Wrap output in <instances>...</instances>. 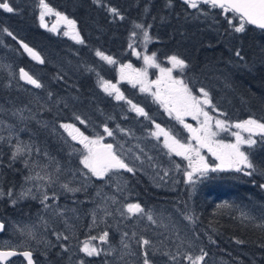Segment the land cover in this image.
Returning a JSON list of instances; mask_svg holds the SVG:
<instances>
[{
    "label": "trees",
    "instance_id": "16d2710c",
    "mask_svg": "<svg viewBox=\"0 0 264 264\" xmlns=\"http://www.w3.org/2000/svg\"><path fill=\"white\" fill-rule=\"evenodd\" d=\"M44 2L49 9L73 22L77 38L53 35L40 27V0H8L14 12L0 9V104L10 110L24 109L35 121L23 127L26 133L20 134L18 142L29 145L34 141L32 148L41 149V159L46 155L64 172L76 171L73 176L78 177L73 179L78 183L72 188H77L78 194L59 197V207L79 204L76 208L79 213L105 209L121 216L117 207L125 205L127 197L144 211L157 213L153 221L135 224L132 219L122 217L123 226L113 223L115 229L111 230L109 240L113 250L123 237L149 241L143 252L137 251L139 257L132 264L145 260V254L150 264L182 263L187 255L199 252L207 253L208 264L212 259L219 264H264L261 137L252 148L242 149L250 154L249 160L255 166L254 171L246 170L251 175L218 169L192 185H185L186 167L168 156L162 143L152 137L155 126L159 125L179 140L184 134L180 125L166 116L152 96L140 93L131 85L119 86L122 102L107 97L99 88L103 82L116 83L117 66L132 62L131 47L141 32L147 31L150 42L146 54H155L158 64L173 55L184 60L187 64L184 80L192 95H197L201 88L207 91L212 110L214 106L213 111L226 125L248 119L264 122V33L247 25L244 32L236 33L234 26H239L240 20L232 13L209 5L192 8L176 0ZM113 8L119 15L110 13ZM136 24L143 28L135 27ZM24 45L40 59H33ZM97 52L114 59L115 65L107 64ZM21 69L42 86L23 85L19 78ZM71 98L79 100V105H73ZM62 101L67 104L65 111L62 106H55ZM129 105L143 109L144 116L131 112ZM59 110L62 115L57 113ZM40 123L46 127L73 125L83 136L97 133L116 137L125 151L122 160L133 171L113 170L115 179L108 181L88 179L80 164L82 155L70 153L67 144L56 155L51 144H43L44 137L34 132L35 124ZM105 127L112 135L104 131ZM32 136L35 139L30 141ZM224 141L230 140L224 137ZM74 147L76 150L78 146ZM0 149V191L4 193L0 206L13 207L15 216L21 219L36 216L37 206L19 204L16 198L25 188L30 169L22 168L24 158L13 159L10 150L15 152L14 147ZM34 157L26 160L29 168L37 160ZM214 167V163H209L210 169ZM69 179L60 184L68 183ZM86 186L89 189L83 192ZM121 186L125 189L123 194ZM10 190L12 197L7 195ZM12 199L16 200L15 204ZM100 219L97 215L95 220ZM48 231V240L51 235L62 236L56 227ZM81 232L82 226L79 239H84ZM50 243L55 249L50 250L49 257H58L53 263L70 264L64 244ZM60 246L62 249H57ZM105 262L90 260L86 264Z\"/></svg>",
    "mask_w": 264,
    "mask_h": 264
},
{
    "label": "rangeland",
    "instance_id": "374dc122",
    "mask_svg": "<svg viewBox=\"0 0 264 264\" xmlns=\"http://www.w3.org/2000/svg\"><path fill=\"white\" fill-rule=\"evenodd\" d=\"M49 9V8H48ZM48 9H45L42 5L39 7V16L38 21L40 24V27L45 30L46 32L53 34V35H61L70 39H76V27L75 25L69 24L68 20L63 18L61 15H57V13L53 10L48 11ZM43 13V20H41V14ZM112 14V12H110ZM113 15V14H112ZM139 34V33H138ZM140 38L136 39V44H133L130 51V56L132 57V62H128L127 64L118 65L116 69L117 77H116V88L119 90V86L121 84H127L131 85L132 87L136 88L140 93L147 94L152 96L158 105L161 107V109L165 112L166 116L178 123L181 127V129L184 131V134L179 137V140L175 137H172L170 134H168L166 131H161L160 128H157L155 126L152 137L156 141H160L162 143V146L167 153L168 156L171 158L177 159L180 164H183L187 172H192L193 168L189 166V160L185 159L184 156L176 155L174 151H170V148L166 146V140L167 144L171 145L172 147H175L173 144V141H178L180 144L184 145H191L193 149H196L200 156L203 157V163L207 164L209 166V163H214L217 170L219 169L218 166L220 165V160L216 159V157L208 150L207 147H200L196 137H202L204 134V130L202 128L203 121L205 120V117L200 114L198 116V119H193V116L190 114H184V112L180 111V119H177V109L179 108V105H173L172 102H169L167 107L172 108L171 114L167 110L164 103L161 101L167 100V89L171 86L170 81L166 76L162 77L160 73V68H167L171 69V75L173 79L176 80H182L185 84L184 75H185V69L181 70L180 68H173L172 64L169 62V59L165 60L162 64H159L160 67H150L145 65L144 63V56L148 55L146 54L147 45L149 44L150 40L148 39L145 41L143 32L140 34ZM139 53V55H137ZM151 56V55H148ZM100 57V56H99ZM101 58V57H100ZM102 59V58H101ZM105 61V60H104ZM107 64H109L107 61H105ZM157 63V62H156ZM131 65V68H125V78L121 79V73L120 69L122 66L125 65ZM158 64V63H157ZM111 66H114L115 64H109ZM66 66L68 64L66 63ZM77 70V69H76ZM144 71L147 73L145 77H140L137 79L136 73ZM78 74V71H76ZM13 80H16V77L13 76ZM160 80V83L157 84L155 81ZM141 87L146 88V91H141ZM100 90L109 98H112L116 102H122L123 99L117 100L116 95L117 93L115 91L112 92L111 95H109L107 92L104 91L103 83H100L99 85ZM120 93V90H119ZM121 94V93H120ZM122 95V94H121ZM196 96L198 99H203V95L201 92H199ZM71 103L73 105H79V100L77 99H70ZM57 102V106H62V110L65 111L67 104ZM54 106V107H55ZM203 110L208 112L209 116L212 117V119L209 121V124L211 125V130L213 132H216L217 134L212 137L214 141L223 142L224 144H234L236 143V135L235 133H239V135L243 138H247L250 133L248 131H245L243 129H237L232 126L227 125V130H219L215 127V120L220 119L217 117V113L214 112L211 108V105H202ZM129 109L131 112L136 113L140 116H144V114L138 113L135 108L129 105ZM61 113V110H59ZM56 113V114H57ZM30 113L24 109L21 111L17 110H10L7 106L0 104V148L1 147H7L11 149V147L15 148V152L17 148L20 149V152L16 155V159H23L24 161L21 163V166L23 169H30L29 170V176L27 177L26 186L23 190V192L28 193L24 197L17 196V201H29L31 204L37 206L38 214L34 217H30V215L27 217L25 216L24 219L17 220V223H20V225L17 226V230H15L19 235L22 236L23 240H31L32 242L41 243L45 245H49L50 249L55 248L52 247L51 243L48 240L49 231L48 229L52 227H56L59 232H61L62 237L54 235L49 236V238L53 241V238H56L57 242H71V244L76 243L75 245L71 246L67 243L66 247L68 249H65L69 251L70 249L75 252L79 251L80 253V259L81 261L85 260H99V261H106L105 264H129L127 262H130V264L135 263L138 256V250L140 252L144 251L145 244H143L144 239L138 240L131 236L130 239H125L123 237L118 245L114 250L112 249L111 244L109 243L110 240V234L111 230L115 229V226H113V223L116 221L119 226H123L121 224L123 221L122 217L124 219H132L135 224H138L137 222H143V221H151L148 219V215L150 214L152 216V221L155 220L157 217V213L155 212H135L134 215L128 212L127 206L131 203V200L127 197L125 198V205L122 207H117L119 209L120 215H112L111 212H107L105 209H101L98 211L92 210L90 213H79L76 208H78V205L75 204V207L71 206H62L59 207L58 205V199L61 196H67L72 197L76 194L77 188H72L73 184H77L78 180H74V177H78V175L73 176V172H76L75 170L71 169L68 171H63L59 167H57L56 162L45 155L41 159V153L39 148L33 149L32 145L35 143L34 141L31 142V144L26 145L23 142H18V138L20 134H25L26 131H24V128H27L30 123H33V119L31 118ZM59 115V114H57ZM62 115V113L60 114ZM181 120L183 122H181ZM31 121V122H30ZM11 122V123H9ZM35 122V121H34ZM10 125H9V124ZM43 124V123H42ZM79 124H81L79 122ZM34 132L36 135L41 134L44 142L46 144H51V150L54 152V154H58L59 149L63 145L70 146V153L76 152L77 156L80 154L82 155L81 161L83 160L84 156L87 155V149L84 148V145L78 141L76 143L75 140L72 138L70 139L66 133V130L62 125L60 127L49 124L50 126H41L40 124H35ZM82 125V124H81ZM185 125H188L189 127H185ZM73 126V125H72ZM42 129V130H40ZM72 129H75V126L72 127ZM28 130V129H27ZM49 131V132H47ZM76 134L80 135L81 132L77 129H75ZM256 134L252 136L253 139L256 141L258 138L261 137V134L259 133V130H255ZM167 133L168 136L165 137L164 133ZM29 134V133H28ZM86 136V135H84ZM89 138V140H95L99 139L100 144H112L113 145V152L116 153L120 159H122L124 150L119 147L116 137L113 136H106V135H100L97 133H92L90 136H86ZM224 137H226L230 141H224ZM39 138V136H38ZM34 136L30 138V141L34 140ZM48 139V140H47ZM184 140V141H183ZM47 141V142H46ZM74 146H78L75 150ZM74 147V148H73ZM243 148H248L247 145H242L241 150ZM213 149H216V145L213 144ZM1 150V149H0ZM4 151L8 152L7 149H3ZM25 150V152H24ZM218 151H226L225 149H218ZM52 152V153H53ZM9 153V152H8ZM12 153H14L12 151ZM69 153V155H70ZM59 155V154H58ZM187 155L191 156L192 161L194 163V166H199V158L196 156L195 151H189ZM31 156H35L34 158L37 159L32 163V166L29 168L28 163H26V160ZM56 160V159H55ZM60 160V159H59ZM26 164V165H25ZM81 166L83 170L85 171L84 175H88V179H99L100 181H108L110 178H114L113 170L109 169L103 177H97L92 174V172L86 168L83 163H81ZM240 167L243 169L241 172H244L248 169H244L243 165H240ZM62 168V167H61ZM8 170V168H6ZM13 171V170H12ZM22 171V170H21ZM212 171L210 168L206 173H201L200 171L193 172V182H189L187 179L186 174L184 175L185 185H192L201 179L205 177V175ZM224 171H235V168H225ZM11 174V173H10ZM175 176V175H174ZM71 177V179L68 180V183L60 184L61 181L64 182V179H68ZM84 177V176H83ZM83 179V178H82ZM89 184V183H86ZM85 184V185H86ZM64 185H67L68 188L74 189L75 191H68L64 188ZM124 187L121 186L120 193H125ZM89 188L86 186L83 189V192H86ZM28 190H31L30 193ZM81 190V189H80ZM44 195L48 196V200H46L44 203L41 201L43 200ZM45 204L48 205V207H45ZM122 208V209H121ZM107 212V213H106ZM16 213V212H15ZM97 215L101 217L100 220H95ZM95 220V222H94ZM105 224V227L102 226ZM82 226V232L83 236H87V238L79 239V229ZM49 227V228H48ZM105 232L108 233L106 237V241H101L99 239L100 236H102ZM97 237V239L92 240L91 237ZM67 237V239H65ZM25 238V239H24ZM58 238V239H57ZM46 240L47 243H46ZM85 242H89L91 246H94L100 250L99 255H93V256H87L81 249L84 246ZM55 245V244H54ZM205 252H199L197 255H187L183 260L182 263H166V264H191V262L187 259L188 256H192L193 258L198 257L202 255ZM207 254V253H206ZM114 258V260H112ZM143 258V256H142ZM208 259V255L205 256L204 260L200 262V264H208L206 260ZM87 262H84L86 264ZM81 264V263H78ZM139 264H144V260L140 262ZM150 264V263H149ZM210 264H219V262H216L214 259H212V262ZM222 264V263H220Z\"/></svg>",
    "mask_w": 264,
    "mask_h": 264
},
{
    "label": "snow or ice",
    "instance_id": "6c2138e0",
    "mask_svg": "<svg viewBox=\"0 0 264 264\" xmlns=\"http://www.w3.org/2000/svg\"><path fill=\"white\" fill-rule=\"evenodd\" d=\"M200 2L209 4L213 8L219 7L222 9L225 13L231 11L233 14L239 15V26H234V31L236 33H242L245 31L246 25H254L257 28L264 30V0H200ZM185 3H187L190 7L196 8L197 7V0H185ZM40 4L45 8L48 9V5L44 2V0H40ZM0 9H3L5 12L12 13L14 12V8L11 7L8 3V0H0ZM48 11H51V9H48ZM113 15H119L116 9H110ZM58 15V14H57ZM41 20H43V13L41 14ZM69 24H72V21H68ZM229 24H232V20L229 19ZM135 27L137 28H143L142 25L136 24ZM11 35V33H9ZM144 39L147 41L149 39V34L147 31L143 32ZM25 49L31 53L34 58L39 60L40 58L36 56L34 52L30 48L27 47V45H24ZM97 55L100 56L103 60L107 61L109 64H115L116 61L112 59L111 57L104 56L102 53L97 52ZM139 55V53H137ZM237 56L240 55L239 52L236 53ZM144 63L147 66L150 67H160L159 64L155 61V54L148 56H144ZM169 62L172 64L173 68H180L181 70L185 69L187 67V64L184 60L178 58L177 56L173 55L169 57ZM43 63V61H41ZM125 68H131V65H125L122 66L120 69L121 73V79L125 78ZM171 69L167 68H160V73L162 77L166 76L168 80L170 81L171 86L166 90L167 91V100L161 101L165 104L167 110L171 114L172 108L167 107L169 102H172L173 105H179V108L177 109V119H180V111L182 110L184 114H190L193 116V119H198V116L202 114L205 117V120L203 121L202 128L204 130V134L202 137H196L197 142L200 147H207L210 152L216 157V159L220 160V165L218 166L220 171H224L225 168H235V171L240 172L243 169L240 167V165H243L244 169H252L255 170V166L253 163L249 160V153L246 151L241 150L242 145H247L248 148H252L254 145H256L258 142L252 138L253 135L256 134L255 130H259V133L261 134V141L260 143H264V122H258L255 119H248L243 121L242 123H236L234 125L237 129H243L245 131H248L250 135L247 138H243L239 135V133H235L236 135V143L234 144H224L223 142L214 141L212 137H214L217 133L213 132L211 130V125L209 124V121L212 119V117L209 116L208 112L203 110L202 105H210V99L208 96V92L205 91L203 88L200 89V92L203 95V99H198L196 96H193L189 88L182 80H176L172 78L171 75ZM147 75L146 72L141 71L136 73L137 79L140 77H145ZM21 78L26 79L28 83L34 85L37 88H40L42 85L36 80L33 79L32 76H30L27 72H25L23 69H21ZM155 83L159 84L160 80L155 81ZM103 88L104 91L107 92L109 95L112 94L110 89L112 91H115L117 93L116 99L120 100L123 99V96L119 93V90L116 88V85L110 84L108 82H103ZM147 89L144 87H141V91H146ZM129 103H131L129 101ZM213 107V110L215 111V107ZM133 108L140 113H143V109L137 108L135 105H133ZM181 122H183L181 120ZM83 123V121H81ZM65 129L71 128L72 125H62ZM185 127H189L188 125H185ZM215 127L219 130H227L226 122L220 119L215 120ZM157 128H159V125H157ZM78 131V130H77ZM105 132L108 133V135H112V133L108 130L107 127L104 129ZM163 131V129H161ZM155 135V133H153ZM165 137L168 136V134L164 133ZM81 140L80 143L84 145V148L87 149V155L84 156L81 163L88 168L93 175L97 177H103L104 174L112 168H122L126 169L129 172H132L133 169L129 168L126 163L122 159L119 158V156L113 152V145L112 144H100L99 139L95 140H89L88 137L83 136L81 134ZM73 139H76L75 136H73ZM166 146L170 148V151H174L176 155L184 156L185 159L189 160V166L193 168L192 172H186V176L189 182H193V172L200 171L202 174L206 173L209 170V166L207 164L203 163V157L200 156L199 152L196 149H193L191 145H184L180 144L178 141H173V144L175 147H172L171 145L167 144L166 140ZM213 144L216 145V149H213ZM218 149H225L226 151H218ZM189 151H195L196 156L199 158V166H194V163L192 161L191 156L187 155ZM20 152V149L17 148L16 152L13 153V159H15L16 155ZM212 171H217V168H212ZM252 172L250 171H244V175H251ZM261 187H264V185H261ZM64 188L68 191H75L74 189L68 188L67 185H64ZM31 190H28L30 193ZM28 193L21 192L20 196L24 197ZM4 193L0 191V197H3ZM9 197H12L13 193L11 190L7 193ZM46 200H48V196L44 195L43 200L41 201L44 203ZM13 204L16 203L15 199H12L11 201ZM45 207H48L47 204H45ZM127 210L129 213H135V212H143L144 210L141 208L139 204H129L127 206ZM148 219L152 220V216L149 214ZM187 219H191V217H187ZM95 222V220H94ZM4 229V225L0 223V230ZM108 233L105 232L102 236L99 237L101 241H106ZM67 239V237H65ZM92 240L97 239V237L93 236L91 237ZM143 244L147 245L149 244V241L144 240ZM87 256H93V255H99L100 250L94 246H91L89 242H85L83 248L81 249ZM17 253L15 251H0V264L10 256H15ZM23 256L28 258L29 264H32L31 261V253L30 252H23L21 253ZM207 254L203 253L202 255L193 258L192 256H188L187 259L191 262V264H200L201 261L204 260L205 256ZM81 264H84L83 261H81ZM144 264H149V261L147 259V254H145V260Z\"/></svg>",
    "mask_w": 264,
    "mask_h": 264
},
{
    "label": "flooded vegetation",
    "instance_id": "af4514ba",
    "mask_svg": "<svg viewBox=\"0 0 264 264\" xmlns=\"http://www.w3.org/2000/svg\"><path fill=\"white\" fill-rule=\"evenodd\" d=\"M67 136L73 139L74 133L69 131ZM16 165H19V164L17 163L13 166H16ZM23 190L21 191L23 192ZM18 203L22 205H25L27 203L30 204L29 201H22ZM19 219L21 218H18L15 216V211L13 207H10V206L1 207L0 206V223L4 225V229L0 230V251H15L17 253L15 256L7 257L2 262V264H29L28 258L21 254L23 252L31 253L32 264H54L53 262H55V260H57L58 257H53V258L49 257V253H51L50 250L53 251L52 249H50L49 245H45V243L42 244V242L37 243V241L32 242L30 239L26 240L25 238H24L25 240H23L22 236L19 235L20 233L18 234L15 231L17 230V226L20 225V223H17V220ZM85 238H87L86 235H85ZM52 239L53 241L49 239V242H54L53 244H56L57 242L56 238H52ZM47 241L48 240H46V243ZM59 243L60 244L63 243L65 247L67 243L70 245V247L76 244V243L71 244V242H62V240ZM57 245L58 244H56V246ZM57 249H62V247L61 246L57 247ZM60 254L58 255L61 256ZM78 255H79L78 250L73 252L70 249L69 251H67V253H65L67 260L70 261V263L72 264H78L80 262ZM88 261L90 260H85L84 262H88Z\"/></svg>",
    "mask_w": 264,
    "mask_h": 264
},
{
    "label": "water",
    "instance_id": "95a60500",
    "mask_svg": "<svg viewBox=\"0 0 264 264\" xmlns=\"http://www.w3.org/2000/svg\"><path fill=\"white\" fill-rule=\"evenodd\" d=\"M176 1H179L180 3H182V4H184V5H188L187 3H185V0H176ZM197 5H203V6H206V5H209V4H205V3L200 2V0H197ZM209 6H211V5H209ZM215 9H217V10H222V9H220L219 7L215 8ZM229 12L232 13L231 11H229ZM232 14H233V13H232ZM233 15H235L236 17L239 18V15H238V14H233ZM247 26L250 27V28H253L254 30H257V31H260V32H263V33H264V30H261V29L257 28V27L254 26V25H247ZM29 55H31V56L33 57V59L37 60L36 58H34V56H33L31 53H29ZM19 77H20V81H21V83H22L23 85L28 86V87H31V88H36L34 85L28 83L26 79L21 78V71H20V73H19ZM113 169H121V168H113ZM134 214H135V213H134ZM134 214L132 213V215H134Z\"/></svg>",
    "mask_w": 264,
    "mask_h": 264
},
{
    "label": "bare ground",
    "instance_id": "6f19581e",
    "mask_svg": "<svg viewBox=\"0 0 264 264\" xmlns=\"http://www.w3.org/2000/svg\"><path fill=\"white\" fill-rule=\"evenodd\" d=\"M10 152L12 153V150H10ZM13 154V153H12ZM21 161V160H20ZM26 165V164H25ZM26 186V185H25ZM88 236V235H87ZM79 252V251H78ZM79 259H80V253H79ZM72 257V256H71ZM70 259H72V258H70ZM74 260V259H73ZM70 262V261H69ZM79 263H81V260H80V262ZM71 264V263H70Z\"/></svg>",
    "mask_w": 264,
    "mask_h": 264
}]
</instances>
